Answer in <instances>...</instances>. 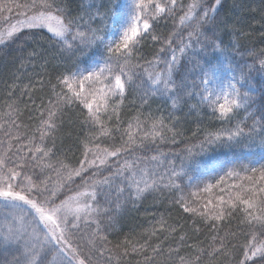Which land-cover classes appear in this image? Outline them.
I'll return each instance as SVG.
<instances>
[{
  "label": "snow or ice",
  "instance_id": "1",
  "mask_svg": "<svg viewBox=\"0 0 264 264\" xmlns=\"http://www.w3.org/2000/svg\"><path fill=\"white\" fill-rule=\"evenodd\" d=\"M215 3L219 5L220 0H215ZM197 7L198 0H194L188 5V10L179 15V26L190 29L187 42L181 40L179 48L172 49L170 60L165 61V71L149 74V79L157 86L152 91L168 94L174 109L181 101L188 103L185 95L198 96V104L193 108L206 105L217 119L230 120L238 109L247 110L253 103L250 97L252 90L247 86L252 79V71L264 76V54L257 57L259 67H256L255 61L250 65L247 61H236L234 57H215V62L205 60L203 64L196 65L198 71L191 88L183 79L179 82L174 80L172 75L178 63L177 51L183 56L191 49L192 55H196L200 29L207 23L209 13L215 11L210 8L197 16ZM177 8L178 0H117L108 17L113 25L112 38L106 39L104 35H98V29L90 26L85 30L77 27L73 32L75 22L66 20L56 0L0 2V21L8 25L6 32H0V44L5 42V36L12 38L25 29L46 27L66 51H74L81 46L95 47L99 57L91 64L78 65L75 71L61 74L57 83L51 85L52 95L47 102L41 99L37 106L32 97H28L27 103L34 106L40 117L34 131L29 132L27 129L30 126L22 120L27 104L22 108L13 99L6 105L8 110L2 113L6 119L0 122V217L4 220L11 218L12 223L0 230V246L22 244L24 260L21 262L15 257V264H44L40 251L45 256L54 253L53 264H99V257H103L106 250L111 253V249L107 248L110 242L101 231L102 221L97 207L98 194L103 187L111 188L116 180L122 178L127 187L135 189L136 198L156 187V181L151 178L154 174L147 165L140 166L141 158L130 161L128 156L137 151H149L150 146L165 142L168 133H172L171 140L175 143L178 122L169 126L165 118L149 115L143 119L137 117L135 124L130 122L127 128L121 130L119 105L137 75L134 69L140 66L139 63H132L137 46L146 38L158 40L159 37L150 31L154 30V22L160 17L175 15ZM13 12L17 17L15 23L11 19ZM165 42L169 46L173 43L171 38H165ZM101 46L103 52L99 51ZM30 90V86L25 85L22 95H28ZM8 95L12 96L11 89ZM73 104L87 110L84 123L90 133L82 142L83 158L77 166L65 163L53 151L58 121L62 120L64 110ZM114 117L116 127L113 129L105 121ZM250 131L254 132L255 128ZM261 132L260 167L242 168V174L236 168L238 161L218 162L216 167L227 171L199 191L210 193L213 188H218L225 195L209 197L205 202L187 201L183 197L178 201L185 213L199 216L202 225L214 233L206 248L195 249L194 259L180 256V264H215L220 257L230 258L234 245L229 236L236 233L221 235L220 225L226 218L237 214H240V224H246L253 230L243 248V259L238 264H264V127ZM117 133H120L118 138ZM243 134L244 128L237 125L233 129L209 133L206 140L208 143L223 138L232 141ZM102 137L109 138L107 146L98 142ZM49 140L52 141L51 146ZM162 155L143 159L158 161ZM252 155L254 153L250 150L249 156ZM184 161L189 166L199 167L192 148L186 150ZM229 165L232 167L229 168ZM171 172L173 177L186 176L189 186L193 181L203 179L202 176L189 175L183 161L179 169L173 167ZM228 180L232 182L227 183ZM77 183L80 188L71 195L67 194ZM119 191L123 192L124 188ZM164 230L176 231L166 221H161L160 228L151 234ZM196 231L199 232L200 228L197 227ZM180 240L184 241L185 237L181 235ZM128 243L125 242L122 256L129 255ZM146 244L147 241L139 247L132 244L131 251L146 253ZM152 251L159 254L161 249L154 247ZM172 251L178 253L179 247ZM153 258L145 255L146 260ZM111 259L109 254L105 264Z\"/></svg>",
  "mask_w": 264,
  "mask_h": 264
},
{
  "label": "trees",
  "instance_id": "2",
  "mask_svg": "<svg viewBox=\"0 0 264 264\" xmlns=\"http://www.w3.org/2000/svg\"><path fill=\"white\" fill-rule=\"evenodd\" d=\"M56 2L63 9L66 20L75 22L73 27L75 32L77 27L80 30H85L89 26L98 29L101 16L111 14L117 0H56ZM193 2L194 0H178L177 13L158 18L154 22V30H150L159 39L154 41L146 38L137 46L136 58L132 63H139L140 66L134 69L137 75L119 105L120 128L121 130L127 128L130 122L135 124L137 117L143 119L151 115L165 118V123L169 126L178 122L176 128L178 135L175 137V143L171 140L172 133H168L165 142L150 146L149 151H137L134 155L128 156L130 161H136L137 157H140L141 167L147 165L148 170L154 174L151 177L156 181L154 189L136 198L135 189L127 187L121 178L116 180L111 188L104 186L103 191L98 194L97 207L102 221L101 231L110 242L107 248L111 249V253L106 250L105 255L99 257V264H105L109 254L112 259L108 264H180V256L194 259L195 249L206 248L214 233L202 225L199 216L185 213L178 201L183 197L187 201L205 202L209 197L225 195L226 193L220 192L218 188H213L210 193L199 190L209 182L214 183L224 171H227L217 168L218 162L236 160L238 161L236 168L242 172V168L249 167V151L251 150L254 155L260 152L261 130L264 127V83L251 98L253 103L247 112L238 119L230 120L217 119L206 105L193 108L198 104V96L185 95L184 99L188 103L184 104L181 101L174 109L173 101L169 99L168 94L162 95L160 92L152 91L157 86L153 85L149 74L165 71V61L170 60L172 49H178L181 40L187 42V33L190 29L179 26V15L187 11L188 5ZM210 8H214L215 11L209 13L207 23L200 29V43L195 49L196 55H192L191 49L183 56L177 51L178 63L173 70L172 78L177 82L183 79L190 88L198 71L196 65L203 64L205 60H212L213 55L221 50L238 53L243 56V60L245 58L252 62H258L257 57L264 54V0H220L219 5H216L215 0H198L196 15H202ZM89 17L93 19L90 20ZM11 19L13 23L16 22L15 12L11 14ZM7 28L8 25L0 21V32H6ZM165 38L172 39L171 46L165 42ZM93 54L94 47L89 49L81 46L74 51H66L64 45L57 42L50 32L42 27L25 29L12 38L6 36L5 42L0 44V122L6 119L2 113L8 110L7 103L15 99L22 108L27 104L22 120L25 125L30 126L27 129L29 132L34 131L40 117L34 106L27 103L28 97L31 96L37 106L41 99L47 102L52 95L51 85L57 83V78L68 71H75L78 65L83 67L84 64H89ZM13 84L16 85L15 88L11 87ZM25 85L31 88L28 95H22ZM9 89L12 91L11 97L8 95ZM86 111L82 106L73 104L64 110L62 120L58 121L59 128L55 133L53 151L59 159L72 166H77L83 158L82 142L85 136L90 135L84 123ZM105 123L114 129L116 118ZM237 125L244 128L242 136L232 141L223 138L215 143L207 142L206 137L209 133L233 129ZM253 127L255 131L251 132ZM119 135L120 133H117V138ZM98 142L107 146L110 140L108 137H102ZM51 145L52 141L49 140V146ZM188 148H192L199 167L189 166L187 161H184ZM160 153L163 155L158 161L143 159ZM182 161L188 167L189 175L202 176L203 179L193 181L189 186L186 176L173 177L172 168L179 169ZM231 182L232 180L227 181ZM121 187L124 188L123 192L119 191ZM79 188L78 183L73 184V191L67 194L71 195ZM161 221H166L176 231H157L156 235H152L154 230L160 228ZM239 221L240 214H237L221 222V235L225 232H235L236 235L229 236L234 245L230 250L231 257H220L215 264H238L243 259V248L251 238L249 234L253 230ZM11 223V218L4 220L0 217V230ZM197 227L200 228L199 232L196 231ZM181 235L185 237L184 241L180 240ZM126 241L129 242L127 245L129 255L122 256ZM145 241L146 253L131 251L132 244L139 247V244ZM118 244L121 245L120 248L116 247ZM154 247L161 249L159 254L153 253ZM177 247L178 253L172 251ZM54 255L48 253L45 256V253L40 251V258L44 259V264H53ZM145 255L154 258L146 260ZM15 257L23 262L22 244L0 246V262L15 264Z\"/></svg>",
  "mask_w": 264,
  "mask_h": 264
},
{
  "label": "rangeland",
  "instance_id": "3",
  "mask_svg": "<svg viewBox=\"0 0 264 264\" xmlns=\"http://www.w3.org/2000/svg\"><path fill=\"white\" fill-rule=\"evenodd\" d=\"M112 14V13H111ZM111 14L107 15V16H101V20L98 23L99 24V28H98V35H104L106 39H110L112 38V33H113V25H112V21L108 19L109 16H111ZM44 29L47 30L46 27H42ZM48 31V30H47ZM52 35V33H50ZM53 36V35H52ZM6 37V36H5ZM100 52L104 51L103 46L100 47L99 49ZM215 57H220L221 59H224L225 57L231 59V58H235L236 61H247L250 65L253 63L252 61H249L248 59L243 60V56H241L238 53L229 51V50H221L219 52H217L216 54L213 55V59L212 61H214ZM98 54H97V49L94 47V54L91 57V60L89 62V64H91L93 62L94 59H98ZM256 67H259V61L255 62ZM245 71L247 72L248 69H245ZM251 81L248 84V88H251V92H250V97H254V95L257 94L258 88L259 86H261L264 83V76H261L260 74L256 73L255 71L251 72ZM248 110V109H247ZM247 110H245L244 108L238 109L236 112H234L232 114L231 119H238L239 117H241L242 115H244ZM250 161H249V167H259L260 163L259 158H260V152L256 153L255 155L249 156ZM19 227V225H17Z\"/></svg>",
  "mask_w": 264,
  "mask_h": 264
}]
</instances>
